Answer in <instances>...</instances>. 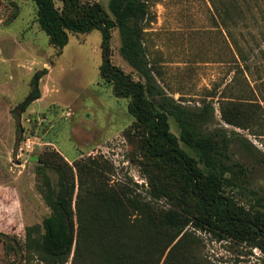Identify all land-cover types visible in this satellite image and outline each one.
<instances>
[{
  "label": "rangeland",
  "instance_id": "rangeland-1",
  "mask_svg": "<svg viewBox=\"0 0 264 264\" xmlns=\"http://www.w3.org/2000/svg\"><path fill=\"white\" fill-rule=\"evenodd\" d=\"M79 1L96 2L107 13L109 0ZM143 1L149 9L143 45L158 72V86L185 106L212 102V128L226 130L229 163L240 164L244 172L237 176L242 188L229 194L238 204L264 211V6L241 12L226 30L215 22L209 0ZM52 2L62 10L61 0ZM100 43L98 31L69 34L58 54L36 23L33 0H0V264H44L27 249L26 230L40 228L50 213L41 195L40 170L55 185L49 165L57 157L69 166L94 159L105 168L108 184H127L158 211L170 209L179 195L166 173L152 168L144 157L128 112L129 98L115 97L112 86L100 79ZM118 47L112 29L111 63L138 81L119 57ZM43 69L47 73L34 86L35 73ZM35 88L39 97L18 111ZM224 97L259 103L262 109H251L259 121L247 130L225 125L220 115ZM168 124L178 136L172 118ZM233 133L252 145V154ZM156 183L172 196L151 194ZM76 192L77 187L74 200ZM195 233L203 241L195 248V264H207L203 259L208 264H264V254L256 248Z\"/></svg>",
  "mask_w": 264,
  "mask_h": 264
},
{
  "label": "trees",
  "instance_id": "trees-1",
  "mask_svg": "<svg viewBox=\"0 0 264 264\" xmlns=\"http://www.w3.org/2000/svg\"><path fill=\"white\" fill-rule=\"evenodd\" d=\"M61 1L63 8L58 11L52 0H33L40 30L58 54L66 46L69 34L100 33V79L112 86L115 97L129 98L128 112L134 118L132 126L138 131L144 157L152 168L166 173L179 195L171 201L170 209L158 211L127 184H108L105 168L94 159L69 166L57 157L49 165L56 175L55 185L40 170L41 195L50 213L40 228H27V249L44 264H195V248L203 244L195 232H206L218 242L235 241L264 254V211L238 204L229 194L242 188L237 176L244 172L240 164L229 163L231 139L226 130L212 128V102L185 106L157 84L158 72L143 45L149 17L147 3L109 0L106 13L96 2ZM209 2L215 22L226 30L241 12L261 10L264 6V0ZM112 29L118 34L119 57L138 81L112 65ZM235 48L238 50L236 43ZM46 73L45 69L35 73L32 84L37 86ZM38 97L36 91L27 105ZM252 108L262 109L249 98L224 97L221 120L227 126L247 130L259 121ZM169 118L175 122L178 136L170 132ZM233 134L239 137L242 148L252 154V145ZM154 185L151 194L167 199L172 196L161 188L162 184ZM252 195L256 200L257 194ZM203 261L208 264V260Z\"/></svg>",
  "mask_w": 264,
  "mask_h": 264
},
{
  "label": "water",
  "instance_id": "water-1",
  "mask_svg": "<svg viewBox=\"0 0 264 264\" xmlns=\"http://www.w3.org/2000/svg\"><path fill=\"white\" fill-rule=\"evenodd\" d=\"M38 89H36L35 88V91L34 92H32L21 104H20V106H18L17 107V110L18 111H21L22 110V108L24 107V106H26V104L31 100V98H32V96L34 95V93L37 91ZM16 116H17V118L19 117V113H17L16 114Z\"/></svg>",
  "mask_w": 264,
  "mask_h": 264
}]
</instances>
